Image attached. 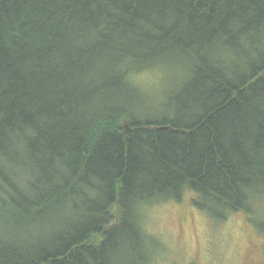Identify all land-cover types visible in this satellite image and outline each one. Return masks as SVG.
Segmentation results:
<instances>
[{"label": "trees", "instance_id": "16d2710c", "mask_svg": "<svg viewBox=\"0 0 264 264\" xmlns=\"http://www.w3.org/2000/svg\"><path fill=\"white\" fill-rule=\"evenodd\" d=\"M187 191L264 236V0H0V264H160Z\"/></svg>", "mask_w": 264, "mask_h": 264}, {"label": "rangeland", "instance_id": "374dc122", "mask_svg": "<svg viewBox=\"0 0 264 264\" xmlns=\"http://www.w3.org/2000/svg\"><path fill=\"white\" fill-rule=\"evenodd\" d=\"M181 63L174 62L138 78L145 86L166 92ZM170 70V71H169ZM167 95V93H165ZM187 191L180 200L166 199L145 205L143 229L157 242L160 264H264V236L243 212L225 221L212 219L192 202Z\"/></svg>", "mask_w": 264, "mask_h": 264}]
</instances>
